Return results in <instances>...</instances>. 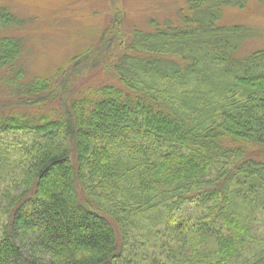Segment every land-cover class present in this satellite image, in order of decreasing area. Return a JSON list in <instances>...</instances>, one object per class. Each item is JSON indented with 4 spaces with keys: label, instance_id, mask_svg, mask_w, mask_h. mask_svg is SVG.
I'll list each match as a JSON object with an SVG mask.
<instances>
[{
    "label": "trees",
    "instance_id": "1",
    "mask_svg": "<svg viewBox=\"0 0 264 264\" xmlns=\"http://www.w3.org/2000/svg\"><path fill=\"white\" fill-rule=\"evenodd\" d=\"M245 3L189 0L114 35L111 61L103 34L28 80L24 21L0 7V134L33 135L17 156L0 141V264H243L264 212V50L240 56L250 29L220 21Z\"/></svg>",
    "mask_w": 264,
    "mask_h": 264
},
{
    "label": "rangeland",
    "instance_id": "2",
    "mask_svg": "<svg viewBox=\"0 0 264 264\" xmlns=\"http://www.w3.org/2000/svg\"><path fill=\"white\" fill-rule=\"evenodd\" d=\"M187 1L189 0H0V7H6L24 21V26L10 29L9 33L25 40L22 60L28 80L36 76H51L58 69L67 67L76 55L96 45L99 47L103 34L108 37L103 58L111 61L109 58L120 50L114 35L118 34L122 40L125 32L152 30L149 24L151 18L160 23L166 18L176 21L178 10L186 7ZM220 23L238 24L250 29L251 36L243 43L240 56L264 50V0H246L242 7L224 8ZM0 30L6 32L2 26ZM102 47L103 45L98 49ZM92 64L89 63L88 67ZM86 79L101 84L107 77L100 73L95 77L90 74L83 78ZM31 139V133L0 134L2 147L10 149L12 153L18 150L20 142ZM262 152L260 156L264 159V147ZM15 155L17 156L16 152ZM9 171H1L0 181L10 177ZM0 184L3 186L1 182ZM260 197L256 199L257 203H261ZM199 204L206 206V203ZM182 213L179 212L180 215ZM255 218L251 243L255 248L246 253L247 257L241 261L243 264L256 260L260 250L264 248V212H257ZM2 225L3 218H0V232ZM155 242L156 239H152L150 244L153 246ZM153 252L154 249L150 252L145 250L146 255L151 256Z\"/></svg>",
    "mask_w": 264,
    "mask_h": 264
}]
</instances>
